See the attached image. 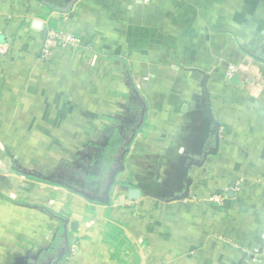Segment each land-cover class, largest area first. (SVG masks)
<instances>
[{"label":"crops","instance_id":"obj_1","mask_svg":"<svg viewBox=\"0 0 264 264\" xmlns=\"http://www.w3.org/2000/svg\"><path fill=\"white\" fill-rule=\"evenodd\" d=\"M0 44V264H51L60 218L59 264H264V0H0ZM134 129L107 202L69 188Z\"/></svg>","mask_w":264,"mask_h":264},{"label":"water","instance_id":"obj_2","mask_svg":"<svg viewBox=\"0 0 264 264\" xmlns=\"http://www.w3.org/2000/svg\"><path fill=\"white\" fill-rule=\"evenodd\" d=\"M40 25H41L40 22H34V27L39 28ZM142 110H143V112L145 110V105L144 104L142 106ZM143 114H142V117H143ZM140 121L141 122H140L139 125H141V123H142V118H141ZM135 135H136V130L134 129L133 132H132V134H131L130 140H128V142L125 144V148H124L125 150H123V152L120 154V156L117 157L118 158L117 159V166H115L113 169H110L109 170V175H108V178H107V182H106V184L104 186V189H103V192H102V196L101 197L91 198L90 194L87 193V192H84V191H81V190L72 188L70 186H69V188L72 189L75 192L80 193L81 195H83L87 199H94L97 202H102V203L107 202L108 199H109L110 191H111L112 186L114 185V182H115V177H116L117 173L122 170V167H123L122 161H123L124 154H125L126 150H128V147H129L131 141L133 140V138L135 137ZM61 184H63L64 186H67L64 183H61ZM232 195H233V192L229 193V196H232ZM130 198L132 199V198H135V197H134L133 194L132 195L130 194ZM60 220L63 221V224H64V236H63V238H64V240H63L64 241V248L61 249L58 252L57 256L53 259V261L51 262V264H59L62 261V259L65 256H67L70 253V251H71L70 250L69 234H68V230L66 228V226L68 224V220L67 219H62V218H60ZM70 226H71V228L76 229L77 224L73 222V223L70 224ZM245 257H246V254H243L242 259H241V261H240L239 264H242V262H243V260H244Z\"/></svg>","mask_w":264,"mask_h":264},{"label":"built area","instance_id":"obj_3","mask_svg":"<svg viewBox=\"0 0 264 264\" xmlns=\"http://www.w3.org/2000/svg\"><path fill=\"white\" fill-rule=\"evenodd\" d=\"M74 37L72 35L62 36L60 33L54 31H48L43 40L42 47L40 50V57L42 59L46 58L50 52L54 49L60 47H66L74 43ZM6 53V44H0V57ZM237 73V68L234 65H229L227 67L225 76L231 79ZM218 202L220 199L217 196H212V199ZM242 264H253V258L245 259Z\"/></svg>","mask_w":264,"mask_h":264},{"label":"flooded vegetation","instance_id":"obj_4","mask_svg":"<svg viewBox=\"0 0 264 264\" xmlns=\"http://www.w3.org/2000/svg\"><path fill=\"white\" fill-rule=\"evenodd\" d=\"M108 169H110V168H108ZM96 175H93V176H96ZM67 185H69L72 188L87 192L90 195H96V194L101 193L102 189L105 186V184L95 182L94 179H91V177H88V176H87V178L86 177L85 178H76V180H73V182H69ZM60 243L62 244L61 249H63L64 248L63 247L64 241H61Z\"/></svg>","mask_w":264,"mask_h":264},{"label":"rangeland","instance_id":"obj_5","mask_svg":"<svg viewBox=\"0 0 264 264\" xmlns=\"http://www.w3.org/2000/svg\"><path fill=\"white\" fill-rule=\"evenodd\" d=\"M82 158L83 159H79L78 160V158H76V160H75V165H76V167H79V164H81V171L79 172V173H81V172H83L85 175H86V173H87V175H88V173L90 174V172H92V174L93 175H95V174H97V172H98V170H99V167H98V165L95 167V165H94V167L92 166L93 164H96L97 162H98V159H96V161L95 160H91V161H89L88 159H87V157H83L82 156ZM95 161V162H94ZM78 165V166H77ZM93 167V168H92ZM77 170V169H76ZM84 176H80L79 177V175H78V173H76V178H83ZM86 177V176H85ZM87 178V177H86ZM84 186V185H83Z\"/></svg>","mask_w":264,"mask_h":264}]
</instances>
